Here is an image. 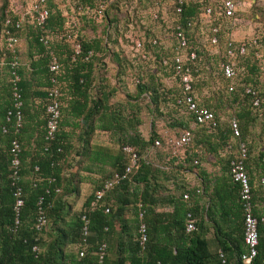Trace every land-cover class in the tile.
<instances>
[{
    "label": "trees",
    "instance_id": "trees-1",
    "mask_svg": "<svg viewBox=\"0 0 264 264\" xmlns=\"http://www.w3.org/2000/svg\"><path fill=\"white\" fill-rule=\"evenodd\" d=\"M83 1L88 2L91 0ZM121 1L115 0L110 4L105 13L106 22L116 23L119 21V3ZM140 1L137 0L138 3ZM6 6L7 1L0 0V21L4 15ZM110 11H112L111 16L108 14ZM193 13L194 9L192 7L186 4L183 5L182 17ZM59 24L60 17L54 11L47 19L46 28L49 29ZM23 32L31 34L33 44L37 48L31 52L32 54H30L29 62L26 66L22 65L17 54V60L19 62L17 72L20 76L19 87L21 90L22 105L21 124L16 131L13 121L7 122L4 118L6 111L12 106L10 85L7 81V61L9 59H3V62L0 61V70L4 71L6 76L3 89L0 86V92L2 91L4 95L0 103V264H155L157 261L159 264H221L217 249L210 251L207 248L205 240L200 237V229L204 225L202 224L201 215L197 213V209L200 210L201 208L199 201L204 200V194L207 197L210 196V192H205L207 189L206 186L203 190L204 193L202 189L198 193L194 189L192 192H189L188 200H183L180 195L176 201L172 202L168 193L163 190L165 188L156 182L157 180H166L167 172L160 168L159 164L154 165L148 159L142 158V154L154 139L159 138L161 140L156 128V122L161 121L165 128L172 130L175 134L183 130H188L190 132L192 131L194 135L193 141L189 145L190 150L183 160L184 163H180L181 165L190 166V169L195 168L196 171H199L200 164L198 161V163L193 164V158L198 157L199 159L203 158L205 160L210 155L229 174V160L237 154V143L239 141L246 142V136L253 126V122H260L261 126L264 125V72L260 71V60L253 59L251 54L245 56L243 61H241L244 66L243 74L235 82L231 92L225 91L227 81L220 77L215 81L209 77L207 81H202L198 85L200 87H207L206 83H213V81L214 83H218V89H214L212 84L210 86L211 89L209 87L206 89L210 96H222L221 101L218 98L212 100L207 97L199 101V105L209 108L216 116V111L220 107V104H223L227 109H232V115L237 120L239 136L231 138V131L225 123H220L215 131H209L206 128L191 125V115L185 116L180 114L176 109L169 106L170 103L168 101L170 100L158 90L160 85H162L161 77H155L151 73L143 77L142 81L133 88L131 93L125 95L126 98L128 97L131 100L125 98L124 102L110 105L108 102L109 96L118 90V88L115 85L109 86L107 81L104 80L105 77L99 69L100 66L103 67L104 65L103 59H97L98 56L94 55L87 61L82 60L81 57L71 61L69 59L70 53L64 46L66 56L62 59L59 57V62L63 69L61 67L57 77V80L63 83L61 88L63 89V95L60 98L59 128L54 140L45 144L43 136L46 92L45 90L39 89L33 92V90L31 91V85L34 84L36 87L48 85L46 58L32 59L33 53L40 52L43 47L37 42L36 33L30 27L25 26L20 30L19 36L21 38ZM188 38L189 41L195 43L198 41L193 34L189 35ZM97 39L82 40L83 50L93 49L95 52L106 55L107 52L102 44L103 39ZM201 48L206 49L205 46H201ZM156 51L155 57L157 59L163 54V51ZM109 55L110 59L108 60L116 67L115 77L117 78V76L127 71L128 64L120 52L112 51ZM204 55H206L205 52L198 53L199 61L203 62L207 60V57ZM7 58H10V55ZM97 71H100L101 74L98 75ZM102 81L104 82L103 84ZM246 87L251 88L255 92V95L251 96L244 93V88ZM90 90H93L92 95H88ZM33 93L40 99L39 105L41 107L42 118L36 119L35 121V126L38 127L37 130H35V127H32L34 134L33 148L32 152H29L24 149L21 138L22 133L29 127L24 122V115L27 104L30 103L31 97L34 96ZM143 93L145 94L142 95ZM66 95L69 96L68 99L65 98ZM140 96L147 98L144 107L147 118H142L140 114L141 107H139L138 102V97ZM254 97L259 99L258 109L251 105V100ZM171 101L173 102V99ZM63 103H66L68 110L66 108L64 109ZM68 112L74 116L84 113L85 121L87 120L83 134L77 137L81 140V144L78 150H76L80 157L90 159L89 156L91 154L93 159L98 160L99 157L104 158L105 156H109V150L107 148L89 144V137L92 131L89 123H92L93 118L94 120L96 118L98 121V128L110 132L111 140L118 148L116 153L110 152L113 164L106 173L102 174L93 190L98 188L105 178L109 177L115 171H120L126 164V157L120 151L121 145L127 144L132 146L139 156L136 166L129 177L106 191L99 204L92 210L85 212L87 220V249L82 257H78L76 250H65L67 245H77L81 242V227L83 222L80 220V214L82 212L80 210L71 216L69 211H63V214L61 213V209L63 208L62 195L68 191L77 192V183L83 179L73 172L69 173L68 178L62 174L66 160L67 145L64 142L66 136L61 127L64 125V113L68 114ZM145 121L149 123V135L147 139H143L137 129ZM2 127H5L4 132L1 130ZM263 128L264 126H262ZM12 138H15L20 146L19 185L23 193V205L19 215L20 226L15 233L9 231L13 220V212L11 209L13 198L9 183L8 144ZM228 142H232L231 149L229 152L221 154L219 151ZM44 147L47 149L44 150ZM56 148H59V150L57 151ZM154 154L158 156V159L162 156L168 162L171 160L167 158V151L163 147L155 149ZM26 156L29 157L27 161L25 160ZM249 159L250 149L246 143L244 168L252 192L251 175L249 173L250 166L251 164L256 165L255 168L261 169V174H264V164L263 159H259L262 162L261 164H258L254 160L250 162ZM34 167H37L36 171ZM197 175L200 177L202 183L209 182V179L202 171H199ZM39 178L41 179L38 180ZM49 178H52V181H49ZM137 184H140L139 195H137ZM233 184L231 190H228L226 185V188L218 186L215 189H211L212 196L208 197L209 202L205 209V216L212 218L214 212L218 211V217L224 221L222 224L227 226V231L219 233L217 239V248L225 257L224 264H230L228 259H231V261L234 259L233 264H245L239 258L240 254L244 252V244L242 241V209L238 194L239 186L236 182H233ZM55 188H58L59 191L55 192ZM93 190L85 198L81 207L82 209H88L89 202L93 198ZM39 196L43 198V210L47 223L42 234L39 237L37 236L39 252L35 254L30 251V245L36 236L32 228V223L35 217V202ZM212 197L216 198L215 205L217 211L213 207L214 201ZM156 199L169 201L172 205L171 213L154 214L153 208L147 206L146 202L151 205ZM130 203L134 205V208H132L133 219L131 221L133 223L125 225L127 223L121 218V213L125 206ZM105 208L107 209L106 212H104ZM188 210L193 213L192 215L194 217L195 229L191 232L184 230L185 212ZM140 211L142 212L141 217L138 216ZM64 216H67L68 220ZM171 216L176 217L173 225L178 231L177 234L173 236L168 235V237H165L167 235L161 236L159 239L155 238L153 233L148 230L150 223L162 219V217L170 219ZM114 221L118 222V233H114ZM140 222L144 223L145 228L147 226V232L145 231L146 241L142 248L138 244L137 232V227ZM263 222L259 221L257 225V253L246 264H264ZM212 225L217 228L218 232L220 231L221 226L219 220L212 223ZM170 229H167L166 224L161 226V232L164 234L170 231ZM110 233L113 234L115 241L111 247L114 248L113 259H108L106 254L108 250V234ZM43 235H46L45 237L48 238L47 241L42 240L41 237ZM101 243L105 244V256L102 262L98 263L93 253Z\"/></svg>",
    "mask_w": 264,
    "mask_h": 264
},
{
    "label": "built area",
    "instance_id": "built-area-1",
    "mask_svg": "<svg viewBox=\"0 0 264 264\" xmlns=\"http://www.w3.org/2000/svg\"><path fill=\"white\" fill-rule=\"evenodd\" d=\"M6 1L7 6L0 21V61L9 59L7 81L10 85L12 106L6 111L4 118L7 122L13 121L15 131L20 127L22 101L17 54L23 46L19 32L27 26L35 31L36 40L43 47L40 52L33 53L32 59L46 58L48 85L44 89L46 92L43 136L45 144L52 142L58 132L60 98L63 95L61 89L63 83L57 80L61 64L58 54L53 49L54 44L65 46L70 53L71 61L78 57L87 61L94 55L101 57L105 65L108 61L100 52H95L93 49L83 50L81 33L84 22L98 27L96 35H91L90 38L103 39L102 44L108 54L117 51L126 60L128 69L117 78L115 67L114 82L119 90L122 92L128 90V93H131L147 74L160 76L162 85L158 90L170 100L169 106L180 114L191 115V125L209 131H215L219 127L220 119L209 108L199 105L197 86L202 81H207L209 77L214 81L220 77L227 81L225 91L231 92L235 82L243 74L244 66L241 61L248 54H251L253 59L260 60V70L264 68V0H165V2L149 0L145 9L140 7L141 4L137 0H122L119 3L120 19L116 23H108L105 19L106 10L115 0ZM185 4L192 7L194 13L182 17ZM54 11L60 17V24L48 29L47 19ZM191 34L198 40L196 43L189 41L188 36ZM201 46H205L206 49H202ZM156 50L163 51L157 59ZM203 52L207 60L201 62L198 53ZM8 55L10 58H7ZM214 81L212 87L218 89L219 85ZM244 93L255 95L249 87L244 88ZM202 94L209 95V92L204 89ZM251 105L258 109L259 99L254 97ZM227 126L231 131V138L239 136L237 120L234 117L227 120ZM156 128L162 141L159 138L154 139L148 151L152 152L163 147L167 151V158L184 163L186 151L193 141L192 131L183 130L175 134L165 128L161 121L156 122ZM1 130L4 132L5 127ZM147 134L149 135V128ZM231 147L232 142H228L219 152L221 154L229 152ZM56 150L58 151L59 148ZM120 151L126 157L124 167L105 178L100 186L93 190V198L89 202L88 209H81L82 238L81 242L75 245L78 257H82L87 249L85 212L96 207L105 192L127 179L136 166L139 156L132 146L121 145ZM8 153L14 215L11 230L14 231L18 227L20 209L23 205V193L19 185L20 146L15 138L9 141ZM245 157L246 142L239 141L236 156L229 160V176L239 186L244 244V252L239 258L246 264L257 253V225L262 219L253 214L251 189L244 168ZM192 163L198 162L193 159ZM34 170L36 171L37 167H34ZM48 180L52 181V178ZM58 191L59 189L55 188V192ZM195 192L198 193L199 189H195ZM181 198L188 200V193H182ZM43 209V198L39 196L35 202V217L32 223L36 233L35 239L47 223ZM106 211L105 208L104 212ZM138 216H142L141 211ZM194 229V217L188 210L185 212L184 230L191 232ZM145 231L144 223L140 222L137 227L140 248L146 241ZM31 250L36 253L37 245L33 244ZM217 253L221 264H224L223 253L220 250ZM93 254L97 262L101 263L105 256V244H99Z\"/></svg>",
    "mask_w": 264,
    "mask_h": 264
},
{
    "label": "crops",
    "instance_id": "crops-1",
    "mask_svg": "<svg viewBox=\"0 0 264 264\" xmlns=\"http://www.w3.org/2000/svg\"><path fill=\"white\" fill-rule=\"evenodd\" d=\"M107 63H112L111 61H107ZM103 67H107L105 64ZM260 71L264 72V68ZM112 85L116 86V83L114 80L111 82ZM44 90L45 85L36 87L34 84L31 85V91L36 92V90ZM118 92V93H117ZM124 92V91H123ZM121 90H116L114 94H118L120 97H123L128 94V90H125L123 93ZM93 90H90L88 95H92ZM34 94V93H33ZM65 94V92H64ZM122 94L124 96H122ZM67 96V95H66ZM65 98H69L67 96ZM0 103L3 100L2 93L0 92ZM120 100V99H119ZM118 100V101H119ZM122 102V101H119ZM40 99L38 96L34 94V96L31 97L30 103L27 104L26 112L24 115V122L25 124L29 125V127L22 133V145H24V149L26 151L32 152V146H33V131L32 127H35V130L38 129L37 126H35L36 119L42 118L41 115V107H40ZM64 109L68 110V106H66V103H63ZM63 122L64 125H62L61 129L65 133V139L64 142L67 145V153L65 156V164L64 168L62 170V174L65 175V177L68 178L69 173H76L78 176L83 178L77 183V192L74 191H68L67 193L63 194L62 204L63 208L61 209V213L63 211H69L70 216L78 213L81 210L82 204L85 200V198L90 194V192L93 190L94 186L99 181L102 174L106 173L112 163V159L110 157V152L116 153L118 148L117 145H115L111 140V134L109 131L102 130L97 127L98 121L92 119V123L89 125L92 127V131L90 133L89 137V144L94 146H102L109 150V156H105L104 158L99 157L98 160L93 159L90 154V159L80 157L76 150H78L81 140H79L77 137L83 134L84 128L86 127V122L84 118V113L74 116L70 112L68 114L64 113L63 116ZM256 122V121H255ZM253 122V126L250 129V132L248 136H246V141L248 143L249 149H250V162L252 160L256 161L258 164H261L262 162L259 161V159H263L264 164V128L262 129L261 123ZM264 123V122H263ZM147 127L149 128V123L146 122L143 123L141 126L139 125L137 127L138 131L140 132V135L143 139L147 138ZM144 129V130H143ZM144 131V132H143ZM1 146V143H0ZM149 146L146 147L145 151L142 154V158L148 159L151 163L159 164V167L162 168L167 172V179H163L160 181H156L157 183H160L165 189H163L165 192L168 193L169 197L171 198L172 202L176 201L180 195L184 192L188 193L194 189H202V192L204 190V187L206 186L205 192H210L211 189H215V187H225L227 186L228 190H231L233 187V181L229 177L228 172L224 171L221 164H219L216 160H214L212 157H207L205 160L199 159L198 157H195L193 159H196L199 164V171H202L205 176L209 179V182L202 183L200 177L197 175L199 171H196V169H190V166L181 165L178 163L177 160L171 159L170 162L166 160V158H163L161 156L160 159H158V156L154 154V151L149 152ZM189 148L186 151V154L189 152ZM30 154V153H29ZM186 156V155H185ZM28 156L25 157V160H28ZM78 160V161H77ZM77 161V163H76ZM147 161V160H146ZM193 161V160H192ZM161 163V164H160ZM254 166V168H253ZM256 165L251 164L250 166V175H251V186H252V203H253V209L254 214L258 216V218L262 219V222L264 221V174H261V169H256ZM258 167V166H257ZM263 179V180H262ZM69 180V179H68ZM137 195L140 194V184H137ZM67 187V186H66ZM204 193V192H203ZM208 196V197H210ZM207 196H203L204 200L199 201L201 208L200 210L197 209V213H199L202 217V224L204 227L200 229V237L205 240V243L207 245V248L210 251L219 250L217 247V239L219 237V233L223 231H227V226L225 224H222L224 221L222 218L218 217V211L217 207L215 205L216 198L212 197V200L214 201V208L217 212H214L213 217L208 218L205 216V209L207 207V203L209 202V198ZM146 205L153 208V213H171L172 211V205L169 201H163L162 199H156L153 203H147ZM134 205L132 203L125 206V208L122 210L121 218L124 222L128 224H131L133 222V210L132 208ZM192 213V212H191ZM63 214V213H62ZM193 214V213H192ZM65 217V216H64ZM176 217L171 216L170 219L163 218L155 220V222L150 223V227L148 226V230L153 233V236L157 239H159L161 236L168 237V235L173 236L177 234V230L174 227V220ZM67 219V216L65 217ZM225 219V218H224ZM68 220V219H67ZM219 220V224L221 226L220 231H217V228L213 227L212 223H215ZM264 223V222H263ZM168 228H171L170 231H167L166 234L161 232V226L165 225ZM48 229V228H47ZM46 229V230H47ZM119 232L118 222L114 221V233ZM146 232H147V226H146ZM151 235V234H150ZM46 235H43L42 240L47 241L48 238L45 237ZM114 236L113 234H108V250L106 251L107 258L113 259L114 258V248H111L114 243ZM110 246V249H109ZM66 251H75V244H70L66 246ZM228 256V255H227ZM223 258L224 255H223ZM234 259L231 261V259H228V262L230 264H233Z\"/></svg>",
    "mask_w": 264,
    "mask_h": 264
},
{
    "label": "rangeland",
    "instance_id": "rangeland-1",
    "mask_svg": "<svg viewBox=\"0 0 264 264\" xmlns=\"http://www.w3.org/2000/svg\"><path fill=\"white\" fill-rule=\"evenodd\" d=\"M146 2H147V0H141L140 1V4H141L140 7H142L143 9H145L146 6H147L146 5ZM163 2H165V0ZM108 14L111 16L112 11H110ZM97 29H98L97 26H95V25H93L91 23H88V22H84L83 23L82 33H81L82 40L85 41L86 39H92L90 37H91V35H94V36L96 35V33L98 31ZM21 39H22V42H23V46L20 48V51L18 52V55H19V60L22 63V65H25L26 66V65H28V62H29V60H28L30 58L29 56H30V54H32L31 52H33L34 50H36L37 47L33 44L34 42H33V39H32V36H31L30 33L23 32V35H22V38ZM94 39L95 40H98L97 38H94ZM53 49L59 55L60 59L65 58V56H66V49H65V47L63 45L54 44ZM108 55H109L108 53H106V55H104V56H106V59H110V56H108ZM97 59H101V57H98ZM106 66H107L106 68L100 66L99 69L102 71V73H103V75L105 77L104 80L107 81V84L109 86H112V83L111 82L114 80L115 67L113 66L112 63H106ZM62 69H63V67H62ZM97 74L100 75L101 72L100 71H97ZM5 80H6L5 72L2 71V70H0V86L2 87V89H3V86L5 84ZM103 83L104 82L102 81V84ZM206 84H207L206 85L207 87L197 86V90L199 92L198 93V99H199V101L204 100L207 97H208V99H212V100H214V98H218V100L220 99V101H221V98H223L222 96L216 97V95H213V96L208 95L207 96L205 94H202V91L204 89H206L208 87H209V89H211L210 86L213 83H206ZM1 93H2V91H1ZM2 96L4 97L3 94H2ZM122 96H124V95L122 94ZM125 98H126V96H124L123 99H122V97H120L118 94L112 93L109 96L108 102H109L110 105H115V104H118L119 101L124 102ZM126 99L127 100H131L128 97ZM146 101H147V98L145 96L138 97L139 107H141L140 114L142 115L141 116L142 118L143 117L147 118L146 109L144 108ZM216 113H217L218 118L220 119V123L221 124L222 123L227 124V120L229 118L234 117L232 115L233 114L232 109H230V108L227 109L225 106H223V104H220V107L217 109ZM143 123L145 124L146 121L143 122ZM142 124H140V126ZM146 129H147V131H146V133H147L148 132L147 124H146ZM249 133L252 134V132H250V130H249L247 136L249 135ZM246 143H247V141H246Z\"/></svg>",
    "mask_w": 264,
    "mask_h": 264
},
{
    "label": "clouds",
    "instance_id": "clouds-1",
    "mask_svg": "<svg viewBox=\"0 0 264 264\" xmlns=\"http://www.w3.org/2000/svg\"><path fill=\"white\" fill-rule=\"evenodd\" d=\"M11 209H12V208H11ZM81 209H82V208H81ZM19 215H20V214H19ZM13 218H14V215H13ZM12 223H13V220H12ZM12 223H11V225H12ZM11 225H10V227H9V231H11V233H15V232L18 230L19 226H20V220H19V224H18V227L16 228V230L12 231V230H11ZM41 234H42V232L39 233L37 236L39 237ZM38 242H39V241H38L37 239L34 238L33 243L30 245V251H31L32 253H34V252L31 250V246H32L33 244H36L37 247H38V251H37L35 254H37V253L39 252V245H38ZM75 250H76V249H75Z\"/></svg>",
    "mask_w": 264,
    "mask_h": 264
}]
</instances>
